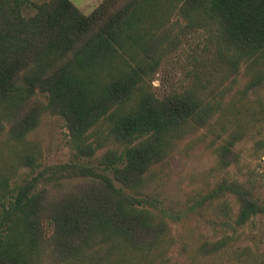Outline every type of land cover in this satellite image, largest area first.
<instances>
[{
    "label": "trees",
    "instance_id": "trees-1",
    "mask_svg": "<svg viewBox=\"0 0 264 264\" xmlns=\"http://www.w3.org/2000/svg\"><path fill=\"white\" fill-rule=\"evenodd\" d=\"M191 34L188 84L158 95ZM248 144L264 157V0H0V264H264L240 243L264 215Z\"/></svg>",
    "mask_w": 264,
    "mask_h": 264
},
{
    "label": "rangeland",
    "instance_id": "rangeland-1",
    "mask_svg": "<svg viewBox=\"0 0 264 264\" xmlns=\"http://www.w3.org/2000/svg\"><path fill=\"white\" fill-rule=\"evenodd\" d=\"M71 1L83 14H89L91 10L101 0H69ZM200 37L197 34H191L184 38V41L173 55L167 58L154 79V87L158 95H163L171 89H182L188 84L186 71L189 65V60L192 52L199 44ZM64 129L61 127L59 119L51 120L47 128V141L44 145V161L47 163L65 161L68 159V149L66 145V137ZM250 144L243 147L242 153V172H247V167L255 170L257 174V181L262 184L261 174L264 171V157L249 156ZM173 169V174L178 177L184 173L185 164L180 156L174 157L170 161ZM247 170V171H246ZM232 174H236L235 170L231 169ZM259 184V185H260ZM263 186V185H262ZM262 190H257V196L262 198ZM208 234H211L209 227L204 228ZM241 245L253 246L257 244L264 248V215L256 217L253 222L248 223L242 230Z\"/></svg>",
    "mask_w": 264,
    "mask_h": 264
}]
</instances>
